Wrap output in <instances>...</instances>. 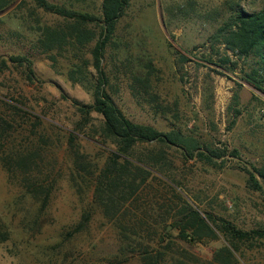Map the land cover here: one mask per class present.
<instances>
[{
  "label": "rangeland",
  "instance_id": "374dc122",
  "mask_svg": "<svg viewBox=\"0 0 264 264\" xmlns=\"http://www.w3.org/2000/svg\"><path fill=\"white\" fill-rule=\"evenodd\" d=\"M46 1L101 17L102 0ZM263 5L264 0H131L105 42L101 61L108 79L106 90L128 119L161 132L176 126L212 148L226 151L210 165L194 160L183 163L177 153L169 155L191 207L225 219L242 231H264V192L250 188L243 170L259 168L264 161V83L257 89L243 79L256 58L239 57L212 36L233 9L256 12ZM70 24L43 11L36 0H0V61L7 64L0 72V125L3 137L9 139L1 150L11 145L23 153L40 134L66 138L65 131L81 121L70 100L93 102L92 82L97 73L90 62L99 26H85L89 42L83 46H72L69 39L53 49L43 45L45 29L66 32ZM11 56L29 60L32 79H27L25 66L8 61ZM72 70L79 82L69 79ZM139 78L149 80L156 103L150 96L144 100L133 95ZM36 115L43 117L39 125ZM91 118L87 129L98 138L95 133L101 118L95 113ZM80 144L87 154H102L93 142L82 139ZM58 148L52 175L54 193L32 231L20 227L23 212L32 209L30 201L21 196L15 181L9 182L0 163V221L11 231L9 239L0 243V264H142L143 248H157L156 243L161 242L158 231L124 243L117 229L96 212L84 231L71 233L87 211L90 194L77 196L70 188L65 175L67 160L62 147ZM233 150L238 157H233ZM137 204L147 211L149 222H164L159 226L165 229L163 246L173 252L185 250L219 264L216 255L229 248L218 233L215 238L195 242L179 240L178 230L171 224L183 206L160 180L152 179ZM234 245L242 264H264V240Z\"/></svg>",
  "mask_w": 264,
  "mask_h": 264
},
{
  "label": "trees",
  "instance_id": "16d2710c",
  "mask_svg": "<svg viewBox=\"0 0 264 264\" xmlns=\"http://www.w3.org/2000/svg\"><path fill=\"white\" fill-rule=\"evenodd\" d=\"M36 1L37 6L43 11L72 23L66 32L45 29L43 45L46 49H53L68 39L72 41V46L75 44L83 46L89 42L83 32L85 26L88 23L99 26V36L91 50L90 62L97 73V78L92 82V103L84 104L70 100L81 121L72 129L66 130V138L62 140L43 138L40 134L31 143L32 146L26 148L23 153H20V150L16 151L11 145L9 149L1 150L2 143H8L9 139L3 137L0 125V163L7 172L9 182L17 183L21 196L27 198L32 207L23 212L20 227L32 231L33 226L37 227L40 217L47 210L56 182L55 177H52L56 164L55 148L62 147L67 160L65 175L70 188L77 196L90 194L87 211L81 214L80 220L73 226L72 234L84 231L91 216L97 212L108 224L117 229L124 243L143 240L144 234H151V230L154 233L158 231V236H162L161 242L156 243L157 248L149 245L143 248L140 254L142 264H212L196 258L185 250L173 252L168 246H163L165 229L163 227L159 229V226L164 222L152 224L148 221L149 217H146L147 211H141L140 204H137L140 193L151 187L152 179L160 180L177 194L183 206L178 218L171 224L178 230L179 240L195 242L202 237L215 238L217 233L221 234L229 248L220 250L216 255V261L219 264H242L240 256L239 258L236 256L239 255V250L234 244L264 240V231H242L225 219L194 210L185 197L187 196L185 188L176 176L175 161L169 155V152L177 153L183 163L194 160L210 165L215 160L223 158L226 151L212 148L202 140L185 134L176 126L167 132H161L153 126L131 121L106 90L108 79L101 70L105 42L114 34L116 25L125 15L131 0H102L100 18L70 11L46 0ZM233 10L212 37L224 45L225 50L239 57L256 58L255 66L243 79L260 89L264 83V5L256 12ZM8 61L17 66H25L27 79H32L33 74L27 58L11 56ZM6 65L5 60L0 61V72ZM74 73V70L68 73L69 79L79 82ZM147 78H139L140 83L137 82L133 95L144 100L150 96L156 103L153 98L155 94L149 92L152 89ZM92 113L101 118L100 126L95 133L98 138L87 129ZM35 119L38 125L43 121L40 115H36ZM50 126L61 130L52 123ZM82 139L93 142L102 154L92 156L85 153L80 144ZM233 152V157H238L237 151ZM243 170L248 176L247 184L250 188L264 192V161L259 168L245 167ZM56 175L58 177L59 174ZM135 204H137L135 212H132ZM10 233L6 223L0 221V243L7 241ZM138 245L142 246V242H138Z\"/></svg>",
  "mask_w": 264,
  "mask_h": 264
},
{
  "label": "water",
  "instance_id": "95a60500",
  "mask_svg": "<svg viewBox=\"0 0 264 264\" xmlns=\"http://www.w3.org/2000/svg\"><path fill=\"white\" fill-rule=\"evenodd\" d=\"M170 228V226H168V229Z\"/></svg>",
  "mask_w": 264,
  "mask_h": 264
}]
</instances>
